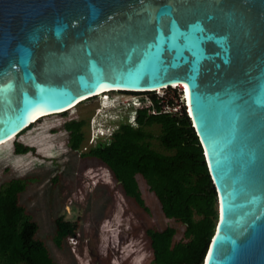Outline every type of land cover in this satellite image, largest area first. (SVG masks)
<instances>
[{"label": "water", "instance_id": "water-1", "mask_svg": "<svg viewBox=\"0 0 264 264\" xmlns=\"http://www.w3.org/2000/svg\"><path fill=\"white\" fill-rule=\"evenodd\" d=\"M180 84L219 198L203 264H264V0H0V144Z\"/></svg>", "mask_w": 264, "mask_h": 264}, {"label": "rangeland", "instance_id": "rangeland-1", "mask_svg": "<svg viewBox=\"0 0 264 264\" xmlns=\"http://www.w3.org/2000/svg\"><path fill=\"white\" fill-rule=\"evenodd\" d=\"M181 89L175 86L149 94L105 92L65 113L44 117L0 145V185L12 178L30 179L20 194V203L38 223L37 237L46 243L58 264H156L148 228L173 226L177 229L175 240H186V225L166 216L143 175L137 174L145 201L141 205L126 195L103 161L85 154L99 140L109 138L122 122H134L137 108L150 106L153 94L167 98L182 95L181 102ZM73 120L85 122L79 150L70 147V132L65 126ZM149 129L160 133V125ZM16 142L34 150L17 153ZM154 145L163 149L157 139ZM60 216L78 227L76 235L62 246L54 240Z\"/></svg>", "mask_w": 264, "mask_h": 264}, {"label": "trees", "instance_id": "trees-1", "mask_svg": "<svg viewBox=\"0 0 264 264\" xmlns=\"http://www.w3.org/2000/svg\"><path fill=\"white\" fill-rule=\"evenodd\" d=\"M179 97L182 95L166 97L169 105L181 107L177 112H164L160 110L162 97L153 94L150 107L156 108L157 113H150L148 107H138L134 122H122L109 138L99 140L85 154L103 161L126 195L141 205L145 201L137 174L143 175L161 201L166 216L186 225V240L179 241L175 240L177 229L173 226L147 229L154 263L203 264L215 234L219 198L204 147ZM84 123L73 120L65 125L74 150H79L83 143ZM156 124L160 125L159 134L149 129ZM155 139L162 150L155 147ZM32 150V146L15 143L17 153ZM29 181L28 177H17L0 185V264H58L46 243L37 237L38 223L20 203V194ZM56 225L54 240L58 246L78 230L76 222L63 216L56 219Z\"/></svg>", "mask_w": 264, "mask_h": 264}, {"label": "built area", "instance_id": "built-area-1", "mask_svg": "<svg viewBox=\"0 0 264 264\" xmlns=\"http://www.w3.org/2000/svg\"><path fill=\"white\" fill-rule=\"evenodd\" d=\"M160 97H162V100H161V109H160L161 111H164V112H177L180 109L181 105H178V106L177 105H175V106L169 105L167 103V101H166V97L165 96H160ZM182 101L186 105V103L184 101V98H183ZM150 106H141V107H148L150 113H157L158 112V110L156 108L150 107ZM186 109L188 110L187 106H186Z\"/></svg>", "mask_w": 264, "mask_h": 264}, {"label": "bare ground", "instance_id": "bare-ground-1", "mask_svg": "<svg viewBox=\"0 0 264 264\" xmlns=\"http://www.w3.org/2000/svg\"><path fill=\"white\" fill-rule=\"evenodd\" d=\"M179 86H181L183 89H182V92H183V98H184V101H185V103H186V106H187V108H189V103H188V87H187V85L186 84H180ZM165 89V88H164ZM157 90H162V89H157ZM156 90V91H157ZM117 91V90H116ZM105 92H107V91H105ZM105 92H101V93H99L98 95H100V94H102V93H105ZM97 95V96H98ZM79 103H77V104H75L74 106H72L70 109H72L73 107H75L76 105H78ZM69 109V110H70ZM188 113H190V111L188 110ZM52 115V114H51ZM47 116H50V115H47ZM43 117H46V116H43ZM43 117H41V118H43ZM41 118H38V119H36L35 121H34V123L35 122H37L39 119H41ZM33 123V124H34ZM32 125V124H31ZM30 125V126H31ZM27 128H29V127H27ZM26 128V129H27ZM25 129V130H26ZM20 134V133H19ZM18 134V135H19ZM17 136V135H16ZM16 136H14V137H16ZM14 137H12V138H14ZM11 138V139H12ZM11 139H9V140H11ZM9 140H7V141H9ZM7 141H5V142H3V143H1L0 145H2V144H4V143H6Z\"/></svg>", "mask_w": 264, "mask_h": 264}, {"label": "clouds", "instance_id": "clouds-1", "mask_svg": "<svg viewBox=\"0 0 264 264\" xmlns=\"http://www.w3.org/2000/svg\"><path fill=\"white\" fill-rule=\"evenodd\" d=\"M188 111V110H187Z\"/></svg>", "mask_w": 264, "mask_h": 264}]
</instances>
